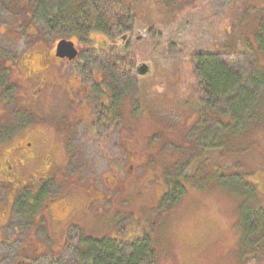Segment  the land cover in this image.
Segmentation results:
<instances>
[{"label":"rangeland","instance_id":"obj_1","mask_svg":"<svg viewBox=\"0 0 264 264\" xmlns=\"http://www.w3.org/2000/svg\"><path fill=\"white\" fill-rule=\"evenodd\" d=\"M70 1L72 0H4L6 5L16 9L37 10L33 14L37 17L35 24L42 36L50 34V28L38 18L39 12L50 13L51 21H56L60 14L66 15L69 10L66 6ZM122 1L134 15L128 21L130 28H122L112 35L96 32L89 36H78L82 45L86 49L90 48L91 55L99 57L100 66L96 63L94 73L101 74L99 77L102 78L99 86L86 97L84 105L87 115L90 117L97 114L95 108L103 101L100 87L109 90L114 86L115 80L118 100L113 106L115 119L112 126L104 124L101 127V119L97 126H92V122L87 119L84 122L77 120V130L71 135L73 140L69 143L75 152L73 166L76 162H80V166L77 169L74 167L68 176L76 180V186L67 187L68 182L65 181L51 185L50 198L54 195L62 196L66 192L67 200L69 198L70 204L76 209L69 216L65 234L67 238L63 247L62 237L58 232L63 229V224L61 220H50V224L46 221L48 211L44 208L48 198L43 197L32 208L28 203H23L22 214H15L7 226L4 238L0 241V264H18L19 260L23 261L21 264H85L84 259L77 255L85 245L83 243H109L106 239L124 238L138 230L142 234L145 232V237L153 243L157 253L155 264H264L263 222H260V229L250 228L247 231L250 237L255 238L246 244L247 247H241L242 235L247 228L238 219L240 198L231 196L227 191L231 187L235 188L234 180L225 178L223 183L221 179L222 185L216 184L212 177L216 168L218 173H222L223 169H230L234 174L250 172L249 174L254 173L250 179L260 184L257 186L259 190L264 189V125L259 127L250 123L258 129L252 127L246 133L243 125L231 128L225 122L222 123L225 116L223 113L217 114L220 109L215 113L209 112L203 118L194 115L197 107L193 101L195 95L191 89L192 82L188 81L190 74L187 72L190 60L187 51L201 49L206 45L211 48V56L218 58L222 64L220 69L230 70L235 81L238 70L247 69L256 55H259L260 64L264 65L263 3L261 0H251L255 3L248 5V16L255 22L251 24L250 19L248 23L246 21L240 32L242 39L235 34L226 41L216 34L217 21L218 17L228 14L235 0H205L207 9L215 14L211 19H204L197 9L186 10L176 18L175 8L187 0ZM57 4L62 11L57 15L52 14V8L60 7ZM7 15L2 21L21 31L19 37L13 36L10 39H17L19 47L24 46L32 40L28 33L30 28L18 27L16 17ZM32 19H35L34 15ZM59 38L67 40L70 36L64 31L52 36L54 41ZM123 38H126L125 41ZM154 42L161 43L164 51L152 47L141 54L135 51L136 44L152 45ZM105 43L107 47L102 46ZM117 45L123 48L119 49ZM119 53L132 56L133 59L142 56L134 61L133 70L124 73L125 77L120 79L115 77L118 72L114 75L115 73L108 71L109 57ZM143 64L149 70L140 75L137 69ZM68 73L71 74L69 71ZM111 73L113 86L109 87L106 80H110L108 75ZM246 85L247 89L238 99L244 105L247 104L243 109L248 112L256 110L259 104L264 106V91L259 87H252L250 83ZM162 94L166 97V102L160 106ZM78 95L80 94L68 92L63 96L64 103L72 107L71 110H82L79 102H73L78 99ZM41 100L43 111H49L52 103L46 106L47 100ZM175 106L181 109L178 118L171 112ZM239 107L238 105V109ZM45 116L48 117L47 114ZM63 121L70 122L67 118ZM202 121L205 123L203 131L199 127ZM126 138L131 141L133 149L146 146V142L142 143L145 139L152 142L154 149L150 152L149 147H144L147 151L144 169L137 170L125 187L120 188L115 184L112 194H107L104 191V174L112 173L119 158H126V148L121 145ZM109 151L116 154V161H106L103 158V153ZM123 161L126 165V161ZM161 167L165 170H160ZM122 178L123 175L120 176L123 182ZM165 178L176 181L181 179L185 188L182 183H177L180 198L160 207V203L157 205L156 201L158 193L164 188ZM201 178L204 183H200L199 190L193 185ZM91 181L96 190L110 195L112 201L95 202L92 206L93 214L84 215L82 207L89 200L90 194L84 193L79 187H87ZM110 185H114L113 181H110ZM258 195L264 206V196ZM60 201L61 199L57 203ZM54 205L53 211L58 215L60 208ZM261 216L264 220V213ZM55 226L57 231L54 230ZM136 234L134 233L135 236ZM256 240H262L260 244L263 248L261 251L253 249L252 252ZM34 244L43 246V254L36 255L33 252ZM23 247H26L25 252L22 251ZM251 256L253 261L248 262V257Z\"/></svg>","mask_w":264,"mask_h":264},{"label":"flooded vegetation","instance_id":"obj_2","mask_svg":"<svg viewBox=\"0 0 264 264\" xmlns=\"http://www.w3.org/2000/svg\"><path fill=\"white\" fill-rule=\"evenodd\" d=\"M35 11L37 12L31 8L16 9V7L6 5L4 0H0V241L4 238L6 228L14 219L15 214H22L23 203H28L32 208L45 197L48 198L44 208L48 211V216L45 217L46 221L50 224V220L52 222L61 220L63 224V229L58 231L62 237L63 247V242L67 238L65 234L67 222L70 220L69 216L73 215L76 209L70 204V199L67 200L66 192H63L62 196L54 195L50 198L51 185L65 181L68 182L67 187L76 186V180L68 178V176L74 167L77 169L80 166V162H76L73 166L75 152L70 148L69 143L73 140L71 135L77 130V120L84 122L87 119L92 122V126H97L101 119V127L104 124L112 126L115 119L113 106L116 105L118 95L114 87L116 80L113 82L114 86L111 84L112 73L110 76L108 75L110 80L106 81L109 82V87L113 86L114 88L107 90L100 87L103 92V101L95 108L97 114L90 117L87 115L86 97L102 81V78L99 77L101 74L94 73L96 63L100 66L99 57L91 55L90 48L86 49L82 45L78 40V35L67 39L75 44L73 57L66 55L65 50L58 51L59 41L63 38L55 41L52 39L54 27H57L58 21L52 22L50 13L44 14L43 11L41 13L38 11V18L45 21L46 26L50 28V34L42 36L38 33L39 28L35 24L37 21L36 15L33 14ZM51 11L52 14L57 15L62 10L52 8ZM6 15L16 17L18 27H29L28 33L31 34L32 40L19 47L17 39H10V37L18 36L21 31L2 21ZM33 15L34 20L32 19ZM38 37L39 40H37ZM102 46L107 47V43ZM117 48L122 49L123 47L117 45ZM93 51L96 52L95 48ZM90 63L92 64L90 65ZM86 65H89L88 69ZM91 66H93L92 69ZM137 72L139 74V68ZM115 77L120 79L119 74ZM66 92L80 94L78 99L73 102L74 104L79 102L82 110H71L72 107L64 103L65 97L63 96L67 95ZM41 98L47 100L46 106L52 103L49 111H43V104L40 105ZM100 108L102 110H99ZM53 113L56 114L53 115ZM64 118L69 119L70 122L65 123ZM122 141L121 145L126 148L124 153L126 158L123 159L126 161V165L122 158H119V162L112 168V173L104 174V183L106 184L104 191L107 194H112L115 184L120 188L125 187L137 170L144 169V157L147 155L144 147H149L150 152L154 149L152 142L147 139L142 142H146V146L142 145L141 148L135 149L131 148L129 139L126 138ZM115 155L109 151L103 153V158L106 161H116ZM155 173L156 171H154ZM121 175H123V182L120 179ZM110 181H113L114 185H110ZM182 187L185 188V185L182 184ZM79 188L84 193L90 194L89 200L82 207L84 215L93 214L92 206L95 202L109 201L110 199L112 201L110 195L96 190L92 181L89 186H80ZM171 189H175V187H170L168 190L164 185L163 190L160 191V194L158 193L157 205L160 203L161 207L164 203H171L168 199ZM59 199L61 201L57 203ZM53 205L60 208L58 215L53 211ZM95 222L97 225V221ZM54 230H56V226ZM58 232H56L57 235ZM136 233L138 236L130 233L124 238L111 237L106 240L113 243L117 240L131 242L140 239L145 232L142 234L138 230ZM147 240L150 243V239L147 238ZM48 246L51 247V245ZM25 249L26 247H23L22 251L25 252ZM33 252L36 255L43 254V246L34 244ZM21 263L23 261L19 260L18 264Z\"/></svg>","mask_w":264,"mask_h":264},{"label":"trees","instance_id":"obj_3","mask_svg":"<svg viewBox=\"0 0 264 264\" xmlns=\"http://www.w3.org/2000/svg\"><path fill=\"white\" fill-rule=\"evenodd\" d=\"M250 1L235 0L229 8L228 14L224 17H218L216 34L220 39L224 38V40L229 41L235 34H238V38L242 39L240 32L246 24V21L248 23L250 19L251 24L255 22L251 16H248L250 11L247 8L248 5H254L255 3ZM261 3H263L264 7V0H261ZM66 7L69 8L66 15L64 14V16H62L60 14L56 19L58 25L57 27H54V37L62 31L70 37L76 35L89 36L96 32L105 35H112L113 33H118L122 28H130V23H128V21L130 17L134 16L128 5L122 0H72ZM57 8L61 9V6ZM190 9L199 10L204 19L215 17V14L207 9L205 0L184 1L175 8L174 15L178 18L182 12ZM262 30L264 32V28H262ZM134 47L135 51H138V54L147 51L149 47L154 49L160 48V51H164L163 45L159 42H154L152 45L140 43L139 45L136 44ZM252 49L254 50L253 47ZM210 51L211 48L208 45L201 49L187 51L190 57L189 63H187V72L190 74L188 81L191 80L192 82L191 87L193 88L191 89L194 90L195 95L193 101H195L194 104L197 107V112L194 115L203 118V116L205 117L209 112L215 113L220 109L217 114L221 115L223 113L225 116L222 123L225 122L231 128L237 127L238 124L239 126L243 125V129L247 133L252 127H254L255 130L258 129L257 127L250 125V123H254L259 127L263 126L264 106L259 104L257 105L256 110H248V112H246L244 109L247 104L244 105L241 103L243 101L238 100L242 97V92L247 89V83H250L252 87H259V89L264 91V65L260 64L259 55H256L247 69L242 68L238 70L235 81V79L231 77L232 73L230 70H227L226 68H224L225 70L220 69L219 66L221 63L219 59L213 58ZM131 57L125 53H119L117 56L113 57L110 56L108 59V71H112L113 73L118 72L120 75L119 78L124 77V73L133 70L134 61L140 59L142 56H137V59ZM175 73H177V71H175ZM183 80H185L184 77ZM185 88L188 90L187 87ZM160 97V106H163L164 102H166V97L163 94ZM238 105L240 106L239 109ZM258 107H260L259 110ZM226 109L227 112H225ZM99 110L102 109L100 108ZM180 110L181 109L175 106L171 109V112L176 118H178ZM203 122L204 121L200 122L199 125L202 131L205 127V123ZM160 170L164 171L165 168L161 167ZM217 171L218 168H216L212 174L213 180L216 184H222V182L225 183V178H231V180H234L235 188L231 187L227 191L231 196L236 195L240 198L238 219L242 226L247 228L242 235L241 247H243L249 243L251 239L255 238V236L250 237V234H248L247 231L250 228L252 230H257L260 226V222L264 223L263 217L261 216V214L264 213V206L258 195L260 194V196H264V189L260 191L257 187L260 186V184L255 180H251L252 178L250 179L254 173L249 174L250 172H247L245 174H234L230 169H223L222 173H218ZM202 180L203 178L199 179L193 186H195L196 189H199V185H201L200 183H204ZM177 183L183 184L181 179L176 181L172 178H165L164 181L168 190H170V187H175V189H171V193L168 197L171 203L175 202L181 196V192L176 189ZM134 233L136 232H133V234ZM136 236H138V234H136ZM256 241L253 247L250 245L252 247V252L253 249H255V251H261L263 248L262 244H260L262 240ZM94 244L95 243L92 244V242L83 243L82 245L84 246L77 252V255L84 259L85 264H155L157 262L156 250L154 246L149 243L145 234H143L140 239L131 242H121L117 240L115 243L109 242L102 244L96 242V244ZM252 261L253 256L248 257V262Z\"/></svg>","mask_w":264,"mask_h":264},{"label":"water","instance_id":"obj_4","mask_svg":"<svg viewBox=\"0 0 264 264\" xmlns=\"http://www.w3.org/2000/svg\"><path fill=\"white\" fill-rule=\"evenodd\" d=\"M127 37V36H124ZM126 38H123V41H125ZM74 42L73 41H68V40H61L58 44V51H64L65 54L69 55L70 57H73L75 55V50H74ZM59 54V53H58ZM60 56H63V54ZM149 70V67L146 64H143L142 66L139 67V74L144 75L147 73Z\"/></svg>","mask_w":264,"mask_h":264},{"label":"bare ground","instance_id":"obj_5","mask_svg":"<svg viewBox=\"0 0 264 264\" xmlns=\"http://www.w3.org/2000/svg\"><path fill=\"white\" fill-rule=\"evenodd\" d=\"M173 2V1H172ZM16 3V2H15ZM14 10V9H13ZM15 11V10H14ZM32 20V19H31ZM258 104V103H257ZM262 112V111H261ZM208 116V115H207ZM260 221V220H259ZM258 222V221H257ZM264 224V223H263ZM258 229H260V228H258ZM252 232V231H251ZM253 234V233H252ZM255 234H257V233H255Z\"/></svg>","mask_w":264,"mask_h":264}]
</instances>
